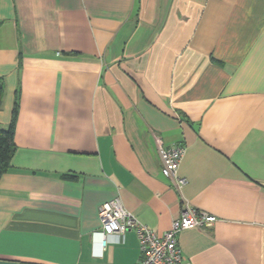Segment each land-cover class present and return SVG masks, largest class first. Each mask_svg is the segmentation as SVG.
I'll return each instance as SVG.
<instances>
[{
	"label": "crops",
	"instance_id": "crops-1",
	"mask_svg": "<svg viewBox=\"0 0 264 264\" xmlns=\"http://www.w3.org/2000/svg\"><path fill=\"white\" fill-rule=\"evenodd\" d=\"M0 79V264H137L134 230L101 245L117 196L159 234L216 215L179 234L190 264H264V0H0Z\"/></svg>",
	"mask_w": 264,
	"mask_h": 264
},
{
	"label": "built area",
	"instance_id": "built-area-1",
	"mask_svg": "<svg viewBox=\"0 0 264 264\" xmlns=\"http://www.w3.org/2000/svg\"><path fill=\"white\" fill-rule=\"evenodd\" d=\"M185 151L186 147L181 144L159 148L163 162L162 172L166 177L173 179L177 187L187 183V179L178 173ZM99 216L103 248L111 234L128 230L136 232L141 250V258L137 264H190L179 245V234L191 228L210 227L218 220L216 215L206 210L186 206L181 216L173 220L171 227L159 234L127 209L119 196L103 202L99 208Z\"/></svg>",
	"mask_w": 264,
	"mask_h": 264
},
{
	"label": "trees",
	"instance_id": "trees-1",
	"mask_svg": "<svg viewBox=\"0 0 264 264\" xmlns=\"http://www.w3.org/2000/svg\"><path fill=\"white\" fill-rule=\"evenodd\" d=\"M5 92L4 81L0 79V109L2 108L3 95ZM19 109V91L13 109V116L10 124L6 127L0 124V177L11 167V160L16 151L15 129Z\"/></svg>",
	"mask_w": 264,
	"mask_h": 264
},
{
	"label": "rangeland",
	"instance_id": "rangeland-1",
	"mask_svg": "<svg viewBox=\"0 0 264 264\" xmlns=\"http://www.w3.org/2000/svg\"><path fill=\"white\" fill-rule=\"evenodd\" d=\"M183 159V158H182ZM182 161V160H181Z\"/></svg>",
	"mask_w": 264,
	"mask_h": 264
}]
</instances>
